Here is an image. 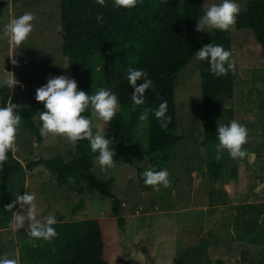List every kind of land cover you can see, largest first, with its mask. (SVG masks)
I'll return each mask as SVG.
<instances>
[{"label":"rangeland","instance_id":"obj_1","mask_svg":"<svg viewBox=\"0 0 264 264\" xmlns=\"http://www.w3.org/2000/svg\"><path fill=\"white\" fill-rule=\"evenodd\" d=\"M181 2L183 0H180ZM203 7L220 0H201ZM0 29L11 19L31 12L35 19L28 40L20 47L0 35V88L11 76L20 102L29 105L36 90L49 78H71L67 57L62 53L64 36L60 0H0ZM248 0H237L242 11ZM236 72L232 103L214 115L202 110L199 60L196 56L184 65L176 78L175 103L180 139L171 149L163 169L169 172L170 187L159 192L137 188V167L149 168L147 126L144 119L136 128L134 142L120 150V157L132 162L115 161V168L101 171L93 160V172L103 180L113 179L112 192L121 200L123 224L117 226L111 213V199L90 191L86 182L82 192L70 182L59 186L44 165L26 168L5 182L13 202L16 193L36 197L42 219L55 216L56 222L85 218L108 219V234H118L121 264H264V48L249 29L229 30ZM15 61V63H14ZM96 91L100 88L117 93L120 63L113 51L96 56ZM8 65V66H7ZM23 87V88H22ZM95 91V92H96ZM232 107L233 118L226 109ZM120 109V108H119ZM118 109V110H119ZM39 110L34 117L41 122ZM128 109L124 116L129 115ZM128 117V116H127ZM96 128L104 133V122L92 110ZM236 120L246 125L248 157L234 160L225 151L216 158V144L205 142V125L209 121L227 123ZM14 153L25 166L36 157H62L68 160L74 145L61 136H41V142L22 124L17 133ZM219 163L222 170L216 189L208 184V165ZM27 209L14 204L0 223V253L21 264L19 250L23 244L44 246L49 241L34 240L28 235V220L23 227H13L14 215ZM111 217V218H110Z\"/></svg>","mask_w":264,"mask_h":264},{"label":"trees","instance_id":"obj_2","mask_svg":"<svg viewBox=\"0 0 264 264\" xmlns=\"http://www.w3.org/2000/svg\"><path fill=\"white\" fill-rule=\"evenodd\" d=\"M1 4V2H0ZM201 0H141L135 8L123 9L113 6L112 0L105 5L96 0H60V14L64 41L62 53L67 57L71 78L75 79L79 90L88 94L96 91V56L104 51H113L120 63L117 82V97L120 109L110 122H104V133L112 140L116 151L114 161L132 162L130 157L121 158L120 150L134 142L136 128L142 115L147 116L150 167L163 168L170 159L171 149L180 139L174 132L177 128L175 103L176 78L179 70L195 56L204 44L215 43L230 50L233 48L230 32L213 29L208 33L195 30L198 18L203 14ZM102 16L101 20L97 17ZM237 29H249L264 48V0H248L244 11L240 12L235 24ZM8 66V65H7ZM129 69H141L152 79L155 90H147L146 102L135 106L131 100L132 87L128 84ZM202 89V110L206 115H214L225 105L232 103L236 88L234 68L226 76L216 77L210 71L207 61L199 60ZM140 81H138L139 83ZM166 102V115L170 117L167 128L153 115L161 103ZM9 103L19 105L22 124L41 142L40 126L35 115L44 109L43 102L33 100L29 105L20 102L18 93L8 86L0 88V107ZM131 109L129 115L124 113ZM228 119L233 118L232 107L226 109ZM83 115L93 123L92 109ZM229 123V122H227ZM225 123V124H227ZM95 124V123H94ZM216 121L205 125V142L218 143ZM96 156L87 141H80L69 151V159L62 157H36L25 166L21 165L14 153L0 168V223L11 211L13 197L4 183L15 178L24 168L33 170L39 165L55 176L59 186L73 182L78 192L86 182L90 191L111 199V213L117 226L123 224L121 200L112 192L113 179L103 180L92 170ZM264 160V154H260ZM222 165H208V184L211 193L216 189ZM143 168L137 167V188L150 191L143 183ZM116 197V198H115ZM106 218H85L56 222L57 236L44 246L23 244L19 250L21 264H121L119 256V236L108 234ZM252 264H261L253 262Z\"/></svg>","mask_w":264,"mask_h":264},{"label":"clouds","instance_id":"obj_3","mask_svg":"<svg viewBox=\"0 0 264 264\" xmlns=\"http://www.w3.org/2000/svg\"><path fill=\"white\" fill-rule=\"evenodd\" d=\"M105 2L106 0H96V3L100 5H105ZM140 2L141 0H112L114 7L123 9L135 8ZM240 11L237 0H220L219 3L210 4L198 18L195 30L205 33L213 29L227 31L235 26ZM34 19L31 12H25L4 25L0 29V35L8 37L12 43L20 47L32 33ZM97 19L101 20L102 16ZM195 56L200 61H207L211 73L216 77L226 76L235 68L230 50L222 45L211 42L204 44L195 52ZM127 81L133 89L131 100L135 106L145 104L147 90H155L152 79L146 71L141 69H129ZM4 83L10 88L16 84L11 76L7 77ZM35 99L43 102L45 109L39 115L41 121L39 131L42 137L50 134L61 136L73 145L80 141H87L91 152L96 154L95 161L98 162L101 171L115 168L116 153L111 146L112 140L106 133L98 130L90 118L83 115L87 110L92 109L98 120L110 122L120 108L118 97L114 92L100 88L95 94H88L78 89L75 79L60 75L49 78L45 85L39 87L36 90ZM19 107L16 103L0 107V168L8 161L9 153L17 151V133L22 121ZM166 112V102L153 110V115L160 121L162 128H167L170 122ZM146 118V114L141 116V119ZM216 137L217 159H220L225 151L234 160H243L248 157V150L244 147L248 143L246 125L236 120L227 124L219 123ZM169 175L166 169L157 170L155 167H150L141 173L143 183L157 192L162 188L170 187ZM35 201L36 197L32 193L26 192L23 195L16 193V200L13 203H18L21 209L26 208L27 212L26 216L14 215L11 221L12 226L23 227L27 219L29 237L34 240L51 241L57 236L54 228L56 218L51 215L44 216L42 219L38 218L41 212ZM0 264H17V260L0 253Z\"/></svg>","mask_w":264,"mask_h":264},{"label":"bare ground","instance_id":"obj_4","mask_svg":"<svg viewBox=\"0 0 264 264\" xmlns=\"http://www.w3.org/2000/svg\"><path fill=\"white\" fill-rule=\"evenodd\" d=\"M116 152V151H115ZM116 198V197H115ZM111 218V217H110Z\"/></svg>","mask_w":264,"mask_h":264},{"label":"built area","instance_id":"obj_5","mask_svg":"<svg viewBox=\"0 0 264 264\" xmlns=\"http://www.w3.org/2000/svg\"><path fill=\"white\" fill-rule=\"evenodd\" d=\"M23 88V87H22Z\"/></svg>","mask_w":264,"mask_h":264}]
</instances>
